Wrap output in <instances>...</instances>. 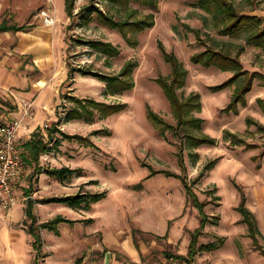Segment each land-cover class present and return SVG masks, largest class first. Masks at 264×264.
I'll return each instance as SVG.
<instances>
[{"label":"rangeland","instance_id":"374dc122","mask_svg":"<svg viewBox=\"0 0 264 264\" xmlns=\"http://www.w3.org/2000/svg\"><path fill=\"white\" fill-rule=\"evenodd\" d=\"M23 1L10 5L14 11L10 23L38 29L25 40H34V54L21 57L17 53L16 58L41 81L35 88L26 85L18 89L17 97H0V125L21 120V128H25V123L31 122L22 134L23 144L32 128L45 130L55 123L62 132L87 140H70L56 133L55 140L61 144L42 156L43 170L36 173L35 167L27 164L17 205L0 214V264H35L37 252L28 230L31 221L26 216L30 198L36 201L38 224L58 216L75 221L60 223L57 231L41 230L39 264H74L83 255L88 264H112V255L122 264H135L131 256L136 252L149 264L152 257L156 264H264V256L256 249L237 210L243 192L263 234L260 243L264 248V131L259 129L264 125V79L255 80L247 104L239 105L238 114L228 113L225 108L237 84L219 92L211 87L224 83L234 73L191 60L206 49L204 44L227 46L234 53L244 47L240 59L245 69L264 75V51L248 43L249 32L220 34L212 16L196 5L198 0H162L155 11V26L138 33L137 45L132 46L118 30L98 19V9L117 19L128 16L109 0H75L73 18L67 13L66 0ZM233 1L244 13L264 16L263 0ZM131 6L138 16L154 12L139 3ZM48 18L53 23H47ZM192 29L200 31L203 42ZM92 39L112 43L120 55L109 58L78 42ZM160 42L188 71L186 85L179 90L182 98L192 93L201 96L202 109L196 112L204 121L201 130H164L148 118L151 107L175 128L177 125L171 103L157 82L159 76L172 72ZM129 61L138 63L133 74L135 87L117 95L106 92V83L71 72L69 66L118 74ZM69 97L125 103L127 107L107 117L95 113L92 121L68 120L67 112L75 105ZM14 106L17 111L11 110ZM190 134H206L216 144L194 147ZM211 163L215 166L208 169ZM64 167L80 172L64 182L48 173L49 169ZM151 168L188 177L199 199L206 203L210 222L199 237L193 258L190 245L192 233L200 226V212L189 201L181 179L163 173L152 176ZM31 185L33 191L27 193ZM210 190L214 191L211 196L207 194ZM79 192L104 193L105 197L89 208L43 202ZM142 249L148 250L146 256Z\"/></svg>","mask_w":264,"mask_h":264},{"label":"trees","instance_id":"16d2710c","mask_svg":"<svg viewBox=\"0 0 264 264\" xmlns=\"http://www.w3.org/2000/svg\"><path fill=\"white\" fill-rule=\"evenodd\" d=\"M115 5H118L121 10L127 13V17L124 19H117L114 15L97 10L98 19L106 26L112 29L118 30L125 41L132 46L137 45L136 36L138 33L144 32L150 28H153L156 24L155 11L159 10L162 0H109ZM264 1V0H263ZM132 3H139L144 7L152 9L147 15L138 16V11L134 10L131 6ZM201 9L206 11L212 16L215 27L220 34L227 36H236L244 31L249 32L247 41L249 44L262 49L264 51V16L255 15L242 12L235 4L233 0H198L196 3ZM66 10L70 18L75 17L76 7L75 0H66ZM90 14L85 16L87 20H90ZM32 25H18L16 23H10V19H4L0 24V32L13 31L25 32L31 29ZM193 30V29H192ZM200 42H203L201 33L198 30H193ZM81 44L87 45L90 48L102 52L109 58H114L120 55L119 49L112 43L100 41V40H79ZM206 49L196 53L192 56L191 60L194 64H200L205 67H218L222 71L233 72L234 75L225 81L224 83L216 86H212L213 91L219 92L232 85L237 84L235 93L231 102L225 108L228 113H239V105L246 106L247 94L253 89L254 82L258 78H263L264 75L259 71L250 72L245 69L243 62L240 59L241 53L244 51V47H241L236 53L230 47L227 46H211L204 44ZM159 47L164 54L166 61L171 65L172 72L170 76H159L157 82L163 89L166 97L171 103L172 112L177 120L176 128L174 125L168 123L164 118L157 114L151 107H148L149 120L161 127L164 130L174 129H196L201 130L203 126V119L196 116V112L201 111L202 101L201 96L198 93H192L188 98L184 99L179 93V90L184 88L187 81L188 71L182 65L179 58L172 52L167 51L163 43H159ZM71 68V72L77 71L84 76H93L100 81L106 83V92L111 95L123 94L132 90L135 87V79L133 74L138 66L136 61L127 62L118 74H104L95 71L89 67ZM74 103V107L67 112L68 120H81L92 121L95 113L101 114L102 117L114 115L126 109L125 103L107 104L104 102H98L92 99L82 100L77 97H69ZM1 102H4L1 100ZM4 104H9L4 102ZM11 110L17 111V107H11ZM259 129L263 132L264 125L260 124ZM46 131V133H44ZM61 133L66 139H81L86 138L78 135H68L62 132L57 123L51 127H47L45 130L42 127H37L31 134L29 140L24 144L27 153L26 161L28 165L35 167V172L40 173L43 169L41 167V158L44 154L50 152L54 147L56 148L61 143L59 140H55V134ZM191 143L194 147H199L204 144L215 145L214 138L206 135H193L189 136ZM251 146V145H249ZM182 169L185 171L186 166L183 156H179ZM215 163H211L208 169H212ZM152 176L163 173L169 177H176L182 180L184 187L187 191L188 199L193 205L198 208L200 212V226L192 233V241L190 245V256L193 258L197 253V244L199 237L203 230L206 228L209 221V216L205 212L206 203L202 202L197 193L194 190L193 184L189 182L188 177L169 171H155L151 168ZM80 170L64 168L49 169L48 173L56 177L59 181L64 182L74 174H78ZM32 185L27 193L33 191ZM214 191H207V194L211 196ZM105 197L104 193H84L79 192L75 195L56 197L49 200H44L45 203H61L67 204L71 208H80L82 206L90 207L92 203L99 202ZM36 201L32 198L27 203L26 216L31 222L28 225V230L33 236V247L37 252L35 258V264H39V259L42 257L43 237L41 230H55L57 231L60 223L74 224L75 221L65 219L58 216L51 221L38 224L37 216L35 215ZM238 212L242 215V222L248 226L249 236L253 240V243L257 250L264 256V248L260 243V238H263V234L258 226L255 214L246 205V195L242 192V201L237 207ZM165 235L164 238H167ZM158 238H163L158 236ZM185 259L182 256L179 257ZM84 255L79 257L74 264H83ZM191 264V263H189Z\"/></svg>","mask_w":264,"mask_h":264},{"label":"crops","instance_id":"0c3cea01","mask_svg":"<svg viewBox=\"0 0 264 264\" xmlns=\"http://www.w3.org/2000/svg\"><path fill=\"white\" fill-rule=\"evenodd\" d=\"M22 1L23 0H0V24L3 22L5 18L10 19L11 16L14 15V11L10 9L11 8L10 5ZM44 2H47V0H45ZM37 29L38 27L34 29L31 28L25 32H17V33L13 31L0 32V97L6 98L11 95L17 97L16 92L19 91L18 89L24 88L26 85H30L33 86V88H35V85H37V83L41 81L39 80V78L37 79V77L30 75L32 73L28 70V65L25 64L23 60L19 61L16 58L17 53H20L21 57L25 55L34 54L32 51V46H34V40L29 39L28 42H25V40L26 38H30L31 36H34V34H36L35 31ZM18 37L20 38L19 40ZM39 68L40 70H42V67L39 66ZM41 76L42 75H40V77ZM29 125H31V122L27 124L25 123L24 125L25 128H21L20 130L21 138H23L22 134H25L24 133L25 129H27ZM36 128L37 127H34L29 131L30 133L28 134L26 141L30 139L31 134L35 131ZM28 238L29 236L27 237L26 234V239ZM142 250L144 254L143 256H146L148 250L147 249H142ZM112 256H113L111 257L112 264H122L120 261H118L115 258L114 255ZM141 256L142 255L140 253L136 252L135 255L131 256L132 262H134L135 264H149L148 260H143ZM83 264H88L87 260H84ZM152 264H156V260H153V257H152Z\"/></svg>","mask_w":264,"mask_h":264},{"label":"built area","instance_id":"2783aa9c","mask_svg":"<svg viewBox=\"0 0 264 264\" xmlns=\"http://www.w3.org/2000/svg\"><path fill=\"white\" fill-rule=\"evenodd\" d=\"M47 23L53 20L48 18ZM21 123V120H14L0 125V214L17 205L19 184L27 169V150L20 137Z\"/></svg>","mask_w":264,"mask_h":264},{"label":"water","instance_id":"95a60500","mask_svg":"<svg viewBox=\"0 0 264 264\" xmlns=\"http://www.w3.org/2000/svg\"><path fill=\"white\" fill-rule=\"evenodd\" d=\"M109 257H110V254L108 255V259H109Z\"/></svg>","mask_w":264,"mask_h":264}]
</instances>
